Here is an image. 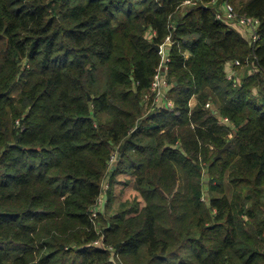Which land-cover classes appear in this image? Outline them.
Here are the masks:
<instances>
[{"label": "trees", "instance_id": "trees-1", "mask_svg": "<svg viewBox=\"0 0 264 264\" xmlns=\"http://www.w3.org/2000/svg\"><path fill=\"white\" fill-rule=\"evenodd\" d=\"M186 1L0 0V264H264V0H229L255 51ZM168 36L174 106L146 114ZM127 173L139 198L100 233Z\"/></svg>", "mask_w": 264, "mask_h": 264}, {"label": "built area", "instance_id": "built-area-1", "mask_svg": "<svg viewBox=\"0 0 264 264\" xmlns=\"http://www.w3.org/2000/svg\"><path fill=\"white\" fill-rule=\"evenodd\" d=\"M191 3L192 0H187L185 4ZM213 4H220L221 6L218 7L216 11V18L218 20H221L225 23H227L231 28L240 30L247 40L249 41V44L253 46L254 51L256 48V45L258 41L260 40V34H259V26H260V19L252 16H248L246 14L240 13L236 8L230 3L229 0H225L222 3H218L216 0L213 1ZM172 45V39L171 36H168L165 40L164 43L158 45L159 49L157 50L159 55L161 56V62L160 66L158 67L155 75H154V81L152 84L153 90L159 89L162 86L167 85L168 78H167V72H168V67H169V62L171 61V57L169 55V50L168 47ZM171 47V46H170ZM257 58V56H255ZM259 64V63H258ZM242 64L239 60L235 61H228L226 63V70L227 71V77L230 81L233 82V86L237 87L241 85V80H240V75H238L239 70L236 67H241ZM259 66L257 67V70H259ZM264 71V69H263ZM210 103H208L206 106H209ZM171 106H173V103H170ZM223 122L229 123L228 118L222 119ZM118 152H115V155L112 156V159L110 161H114L117 158ZM106 185L104 186V193L107 192L105 189ZM95 206V205H94ZM101 214V211L95 207V209L92 208L91 210V216L92 219L94 220V217H97L98 215ZM102 231H100L101 233ZM93 245L97 247L103 246V241L102 239L96 240Z\"/></svg>", "mask_w": 264, "mask_h": 264}, {"label": "rangeland", "instance_id": "rangeland-1", "mask_svg": "<svg viewBox=\"0 0 264 264\" xmlns=\"http://www.w3.org/2000/svg\"><path fill=\"white\" fill-rule=\"evenodd\" d=\"M191 5H192V2L191 3L189 2V4H184L183 7L185 8V7L191 6ZM217 6L220 7L221 5L217 4ZM238 31H240V30H238ZM146 35H147L148 39L151 40V38L154 37L155 34H154V32L148 31L146 33ZM170 46L168 47V49L170 48ZM158 67H157V69H158ZM169 70H170V65L168 67V72H169ZM168 72H167V78H168ZM238 75H240V80H242V76H241L240 72H238ZM153 81H154V79H153ZM153 81H152V84H153ZM168 82H169V84L167 83V85L162 86L161 88L156 89V90L150 89L148 91V93L145 94L144 100H143V107H144L146 114H150L151 112H153L155 109V106H161L162 105V106L167 107V108L174 106V102L167 97V95H168V93L172 87V84L169 81V78H168ZM171 102L173 103V106L170 105ZM190 104H191V106H193L194 105L193 101ZM209 106L213 107L211 102H210ZM115 152L116 151H113L110 160L112 159V156L115 155ZM118 157H119V154L117 155V158ZM116 159L113 162L111 161V164L109 167L110 169H115L114 164L117 161ZM127 175H128V178L130 179V182H129L130 185H122V184L117 185L115 183V179L117 177H119V179H124V180L128 179L125 175H121V174L118 175L117 177H114V181L112 182V185H110L109 183H105V185H106L105 189L107 190V192L102 194L97 199L96 204L93 207V209H95V207H97L101 211V214L104 215L106 213L105 216L108 217L109 215H113L118 209H120L122 204H124L126 202H132L135 198H139L140 193L136 190L135 176L133 174H129V173H127ZM140 201H141L142 205L145 204V202H144V200H142V198H140ZM109 203H110V206H109ZM100 215H98L97 217H94L96 229L99 232L103 231V228H104L103 225L106 226L105 221H103L100 218ZM13 258L14 257H12L11 259H13Z\"/></svg>", "mask_w": 264, "mask_h": 264}, {"label": "crops", "instance_id": "crops-1", "mask_svg": "<svg viewBox=\"0 0 264 264\" xmlns=\"http://www.w3.org/2000/svg\"><path fill=\"white\" fill-rule=\"evenodd\" d=\"M228 71V70H227ZM193 103L195 104L196 103V98H194L193 100ZM122 175H125L127 178H128V175L127 174H122ZM117 177V176H116ZM131 177V176H130ZM130 179L128 178L127 180H124V179H119V177H117L116 179H115V183L117 184V185H119V184H122V185H130ZM110 183V185L112 184V182H109Z\"/></svg>", "mask_w": 264, "mask_h": 264}, {"label": "water", "instance_id": "water-1", "mask_svg": "<svg viewBox=\"0 0 264 264\" xmlns=\"http://www.w3.org/2000/svg\"><path fill=\"white\" fill-rule=\"evenodd\" d=\"M156 49L158 50V49H159V46L156 45ZM224 149H225V148H224ZM224 149H221V150L218 151L217 158L221 157L222 152H223Z\"/></svg>", "mask_w": 264, "mask_h": 264}]
</instances>
